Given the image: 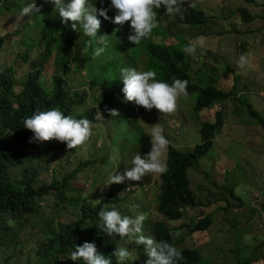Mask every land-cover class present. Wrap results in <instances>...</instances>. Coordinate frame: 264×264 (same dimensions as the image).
<instances>
[{"label":"clouds","instance_id":"clouds-1","mask_svg":"<svg viewBox=\"0 0 264 264\" xmlns=\"http://www.w3.org/2000/svg\"><path fill=\"white\" fill-rule=\"evenodd\" d=\"M40 1L0 0V5L4 11L21 13L29 8V18L31 7ZM44 1L50 13L44 8L46 20L35 32L43 40L21 53L30 67L28 73L17 77L12 67L0 63V206H5L0 214V249L30 224L28 216L42 217L48 208L44 204L53 197L57 207L72 212L73 221L43 220L44 239L33 250V260L46 247L49 252L61 251L57 264H199L201 253L217 264V195L209 199L206 190L217 192V155L211 154L224 128V106L237 98L234 90L203 87L193 80L203 70L216 67L217 0H200L195 5L188 0H143L132 10L119 0ZM199 4L202 9L195 8ZM185 12L195 17L178 22L176 17ZM165 17L173 18L178 29L170 23L162 26ZM186 32L193 43L186 40ZM80 36L74 53L68 49L70 39ZM169 37L178 40L168 42ZM3 43L4 38L0 48ZM194 45L203 46L208 64L190 70L186 54L193 52ZM153 54L160 63L152 61ZM51 59L55 73L46 79L42 72ZM81 71L86 80L75 87L66 81V76ZM84 84L95 86L92 102L85 98ZM217 88L233 94L217 102ZM195 92V102L189 101L188 95ZM186 103L206 113L197 120L186 116L189 143L194 144L199 129L201 142L182 150L183 141L175 138L172 125ZM99 107L116 120L114 138L119 150L115 153L122 158L114 174L102 177L101 198H97L98 190L83 196L72 187V179L83 167L97 168L99 153L104 163L110 162L107 142L103 149L97 144L100 131L94 112ZM219 112L224 122L217 131ZM191 119L196 122L194 132L189 129ZM129 123L132 137L119 134ZM136 140L141 149L137 150ZM125 141L128 156L121 153ZM89 148L90 157L77 155ZM199 160L202 167L190 176L188 169ZM63 162L74 165L69 175L51 167ZM204 169L211 173H203ZM254 191L255 197H263L264 187ZM112 195L116 196L108 198ZM150 198L155 200L154 211ZM242 205L237 201L234 207ZM248 227L257 231L262 243L247 254L245 264H264V222H251ZM173 229L182 237L181 246Z\"/></svg>","mask_w":264,"mask_h":264},{"label":"rangeland","instance_id":"rangeland-1","mask_svg":"<svg viewBox=\"0 0 264 264\" xmlns=\"http://www.w3.org/2000/svg\"><path fill=\"white\" fill-rule=\"evenodd\" d=\"M219 1L220 0H217V3H219ZM20 3H22V1L19 2V4ZM72 4L79 6L78 2H73ZM47 5L48 4L44 0L35 3L30 9L29 18L27 16L29 8L28 10H25L21 13L17 12L16 10L4 11L0 5V41L2 38H4V43L0 48V63H4V65L12 67L17 77L26 75L30 70L29 65L21 57V53L27 51L34 42L43 40L41 37H36L35 32L42 27L46 20V12L44 11V8H47ZM195 8L202 9V6L199 4L195 6ZM47 12L50 13L48 8ZM164 19L165 21L161 22L162 26L170 23V25L178 29L177 22L173 18L165 17ZM212 23L213 22L211 20L206 21V24H209V26H211ZM188 26L190 25L186 24V27ZM194 27L197 28L198 26L196 25ZM217 28L220 27L217 26ZM189 37L190 33L186 32V40L189 43H193L194 41L190 40ZM81 39L82 36L71 37L68 49L74 53L78 51V45ZM177 40L178 39L173 37L167 38L168 42H175ZM105 44L106 43L104 42L103 45ZM97 54L98 52L95 53V55ZM195 56H198L199 60H195ZM186 62L190 70L196 67H204L207 65L206 52H204L203 46L194 45L193 52L186 54ZM215 66L216 67L212 71L208 72L203 70L202 73L198 77L193 78V80L203 87L210 85L217 87V63ZM54 73L55 68L53 65V59H51L44 65L42 76L46 79H49L54 75ZM84 80H86V75L82 71L81 73L73 72L72 74L66 76V81L73 87ZM82 88L86 90L85 98L88 100V102H92L93 97L96 95L95 86L84 84ZM16 89H19V87ZM197 96V92L190 93L187 99L191 102H195ZM229 105L230 104H228V106ZM181 112L182 113L178 115L177 118H175L172 127L176 129L175 138L179 141H183L184 146L182 150H189L190 145L195 146L197 143L201 142V133L200 129L197 130L195 133L194 144L189 143L188 129L184 123L186 116L191 115L197 120L198 115L201 116L202 114L206 113V111H197L191 104L186 103L183 104ZM94 114L95 119L99 124L98 130L100 131L96 136L98 148H105L104 142H107V148H109V155L111 156L110 162L104 163V157L102 158V154L99 153L98 157L96 158V161L100 162L97 168L93 169L89 167H83L78 176L72 179V187L77 189L83 196L98 190L99 194L97 195V198H101L104 196L102 195L104 190V186L101 183L102 177L106 173L114 174V166L119 165L122 161V158L115 153V151L117 152L119 150L118 143L114 138L116 134L114 130L116 120L112 117V115L107 114L102 107H99L97 110H95ZM241 117L242 119L248 117L253 119L251 116H248L247 113L243 114ZM134 121L135 123L146 125L141 119H134ZM253 121L255 120L253 119ZM194 124H196L195 120L191 119L189 121V129L191 132H194L196 128ZM119 134L132 137L134 134V129L129 123L127 127L120 129ZM116 138L120 140L118 137ZM127 142L128 141L122 142L123 149L121 150V153L125 156H128L129 153L126 147ZM134 143L137 146V150L141 149L142 144L139 142V140H136ZM91 149L92 148L80 151L77 155L84 158L90 157ZM231 154L233 157L238 155L236 147L231 148ZM211 155H217V192L206 190V196L207 198L211 199L213 195H217V264H245V261L248 258L247 254L251 253L252 250H255L258 245L262 243L261 238L256 237L257 231L249 229L248 224L251 222H256V224L263 223L264 211H259L257 214H251L246 217L245 214H247L249 211L245 209H238V214L235 215L234 205L237 203V200L229 194L226 187L233 189L235 194L241 197L246 204L250 202L248 205L256 207L259 210H264V195L262 198H257L254 195L255 191L253 189L250 190L253 181L256 179L255 172L254 170L245 167V161L239 162L238 168H231L219 158V155L220 157H223V155L218 154L217 149L213 151ZM75 161L76 158H73V162ZM202 165L203 162L199 160L198 163L188 169L189 175L191 176L194 171H198ZM51 167L54 168V171L58 170L60 174L63 173L69 175L74 171V165L72 162L53 163ZM23 168L24 167L22 166L19 168V170H22ZM203 173H211V170L204 169ZM95 177H98L97 182H94ZM208 179L210 182L213 181L211 178ZM46 180L50 181L51 177L46 178ZM192 188L195 191L193 185ZM195 193L200 197L196 191ZM154 195H156V193H154ZM114 196L116 195L109 196L108 198H112ZM149 200L152 203L151 210L154 211L155 207L153 203L155 200L153 198H150ZM44 205L48 208L45 210L43 216L40 218L28 216L27 219L30 220V224H28L21 231L18 238H13V236H11V241L8 244H5L4 247H1L0 255H11L17 253L19 255V259L16 264H27L28 260L31 261L30 264H33L34 261L32 251L38 248L44 239L43 233L40 229L41 222L50 218H54L55 222L61 221L64 223H70L73 221L72 212L67 208L61 210V207H57L53 197H49ZM151 224L152 218H150L148 226ZM237 226L239 227V230L234 231V228ZM172 233L175 236L176 244L181 246L182 237L175 235V229L172 230ZM234 245H236V247H234ZM200 256L201 260L199 264H214L211 256H205L202 253Z\"/></svg>","mask_w":264,"mask_h":264},{"label":"crops","instance_id":"crops-1","mask_svg":"<svg viewBox=\"0 0 264 264\" xmlns=\"http://www.w3.org/2000/svg\"><path fill=\"white\" fill-rule=\"evenodd\" d=\"M240 9L252 14V21H244ZM217 26L218 87L234 90L237 98L224 106L227 116L217 135V153L231 168L245 161V167L255 172L250 190L259 189L264 187V127L249 117L242 119L248 112L239 98H246L264 116V0H220ZM233 147L238 152L235 157L231 154ZM238 209L248 210L246 217L258 213L243 204L234 208L235 215ZM238 230V226L234 228Z\"/></svg>","mask_w":264,"mask_h":264},{"label":"trees","instance_id":"trees-1","mask_svg":"<svg viewBox=\"0 0 264 264\" xmlns=\"http://www.w3.org/2000/svg\"><path fill=\"white\" fill-rule=\"evenodd\" d=\"M85 1L90 2V3H97L100 1H104V0H85ZM142 1L143 0H119L120 4L125 5L129 10L137 8V6ZM171 1L184 2L185 0H167V3L171 2ZM188 1L195 5V4H198L200 0H188ZM239 11L242 14L243 19L245 21L252 20V15L250 13L246 12L244 9H241ZM195 13L199 16L203 15V12H201L199 10H195ZM194 17L195 16L191 12H185L184 14L178 15L176 17V20L178 22H185L188 20H192ZM49 45H50V43H48V46ZM151 59L155 63H160V59L158 57H156L155 54L151 55ZM232 94H233L232 92H225V91L217 88V102L225 101L226 98H228ZM241 101H243L249 115L256 121V123H260V124L264 125V117L258 111H256L253 108L252 104L243 98L241 99ZM223 122H224L223 113H221V112L217 113V131L221 129V127L223 126ZM1 157L2 156L0 154V159H1ZM226 189L231 196L236 198L239 205L244 204L243 200L235 194L233 189H230L228 187H226ZM0 201H1V197H0ZM4 208H5V206H0V214H1L2 210H4ZM9 217L11 219L14 218L13 215H10ZM33 253H34V251H32V254ZM20 254H23V253H20ZM18 259H19V255L17 253L11 254V255L10 254H2V255H0V264H16ZM40 259L41 260L43 259L44 262H41ZM33 261H34L33 264H57L61 261V251L58 250L56 252H49L46 247H41V250L37 254V260H33ZM30 262L31 261L28 260L27 264H30Z\"/></svg>","mask_w":264,"mask_h":264}]
</instances>
